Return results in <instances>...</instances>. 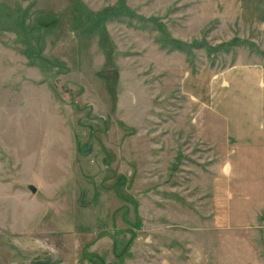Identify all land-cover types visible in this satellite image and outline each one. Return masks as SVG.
I'll use <instances>...</instances> for the list:
<instances>
[{
  "label": "rangeland",
  "instance_id": "374dc122",
  "mask_svg": "<svg viewBox=\"0 0 264 264\" xmlns=\"http://www.w3.org/2000/svg\"><path fill=\"white\" fill-rule=\"evenodd\" d=\"M236 2L0 0V264H264L224 198L264 87Z\"/></svg>",
  "mask_w": 264,
  "mask_h": 264
},
{
  "label": "crops",
  "instance_id": "0c3cea01",
  "mask_svg": "<svg viewBox=\"0 0 264 264\" xmlns=\"http://www.w3.org/2000/svg\"><path fill=\"white\" fill-rule=\"evenodd\" d=\"M236 3V12L242 23L253 21L264 26V0H237ZM241 76L247 78V82L261 79V85L264 86V64H254L248 71L241 73ZM241 90H244L242 99L250 101L243 115L245 118L246 112L249 117L242 121L240 135L231 138L241 140L244 147L242 158L246 157V160L235 168L229 160L227 171L223 172V179L226 181L224 198L229 208L227 218L234 222L255 220L257 233H264V87H246ZM239 208H243V213L252 210V216L249 217L247 212L240 216ZM20 221L19 233H35L37 228H32L34 224L28 226ZM48 232L56 233L57 230L49 228Z\"/></svg>",
  "mask_w": 264,
  "mask_h": 264
}]
</instances>
